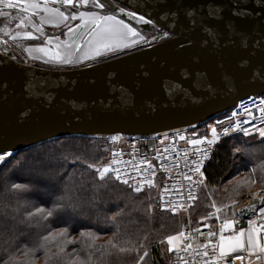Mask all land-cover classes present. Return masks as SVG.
Listing matches in <instances>:
<instances>
[{
  "label": "water",
  "instance_id": "95a60500",
  "mask_svg": "<svg viewBox=\"0 0 264 264\" xmlns=\"http://www.w3.org/2000/svg\"><path fill=\"white\" fill-rule=\"evenodd\" d=\"M104 2L140 33L116 4L173 37L73 69L21 63L0 41V156L61 137L190 130L264 93V0Z\"/></svg>",
  "mask_w": 264,
  "mask_h": 264
},
{
  "label": "trees",
  "instance_id": "16d2710c",
  "mask_svg": "<svg viewBox=\"0 0 264 264\" xmlns=\"http://www.w3.org/2000/svg\"><path fill=\"white\" fill-rule=\"evenodd\" d=\"M206 124L192 130H199ZM110 150L111 147L103 139L69 136L16 152L10 156L11 160L0 164V213H13L14 209H19L20 218H25L29 213L36 212L37 208L42 207L46 211L58 208L60 193L44 187L43 181H34L36 173L25 175V170L19 171L15 166L20 159H31L33 156L43 158L44 154L49 157L48 170L62 172L64 183L73 188L74 194L80 197H92L95 194L102 199L98 209L75 221L63 222L59 214L48 220L34 217L31 227L21 226L18 239L11 247L0 244V264H5L9 259H14L15 264H25L28 257L24 255V249L35 250L44 243L45 235L58 232L63 227H69V238L76 241L66 245L65 257L78 253L83 259L91 253L89 264H137L140 256L147 251L148 256L142 264H171L173 251H169L167 237L180 234L181 218L162 209L156 210V186L136 193L111 175L105 181H100L95 168L89 169L87 164H102ZM261 165H264V140L256 135L236 136L221 142L206 166L198 200L191 209L192 222L198 224L209 219L214 207L220 209L221 218H233L237 202L246 200L256 187L264 189V168ZM241 171L245 173L241 174ZM15 183L27 184L30 190L15 192ZM118 207L124 209V215L118 218L117 226L110 217ZM22 231L28 232V239L21 235ZM81 232L95 233L100 237L95 240V247L90 243H81ZM109 241L115 242L117 247L134 250L119 252L110 246ZM60 243L63 241L58 240L49 245L52 256L59 251ZM33 260L34 264H46L43 248L35 253ZM47 264H66V261L50 259Z\"/></svg>",
  "mask_w": 264,
  "mask_h": 264
},
{
  "label": "snow or ice",
  "instance_id": "6c2138e0",
  "mask_svg": "<svg viewBox=\"0 0 264 264\" xmlns=\"http://www.w3.org/2000/svg\"><path fill=\"white\" fill-rule=\"evenodd\" d=\"M91 3L92 7L103 10L106 7V3L104 0H43V6L39 0H0V5L5 9H13L18 8L19 11L26 14L27 23L31 24L33 31H24L22 33L12 34V39L16 40L18 38L33 40L38 39L37 36L34 35L35 32H39L43 34V25L44 24H52L59 25L60 23H67L69 20H80L81 24L76 25L75 27L69 25L68 27V35L72 40H78L80 43L75 44V51H79L81 47H87L88 52L80 57L81 60L84 59H93L94 57L101 56L104 52L108 50L119 51L120 49L129 48L132 44H135L137 41L135 39L131 40L129 43V37H140L141 33L133 27L130 23H126L124 19L118 18L116 15H107L100 14L97 11H81L78 14L73 13H65L58 7H49V4H60L64 7L79 5L80 7H87ZM19 5H23V7H19ZM115 10L121 13L123 16H127L129 21H137L144 25L153 24V21L150 18H146L144 15H139L136 11H125L124 8L119 7L118 4L115 5ZM43 12L46 15L41 16L39 19V23H36L34 20H31V17H35L37 13ZM26 20L21 19L17 24V27H25ZM154 26V25H153ZM167 35V33H165ZM58 39V38H57ZM47 43L51 44L52 39L48 38ZM60 45H55V51L53 52L51 48L40 47L37 49L39 52L45 53V55H49V60H53L60 63L71 64L72 53L70 51H65L63 54L60 51ZM66 49H72L73 43H67L65 45ZM32 49H29L31 52ZM246 112L251 115V111L249 109H245ZM262 115H264V108L261 109ZM244 123H250V121H244ZM236 130L242 131L243 136H248L251 134L250 128L241 129L240 122L236 124ZM258 133L261 138H264V128H258ZM212 139L208 140L207 143L209 145L215 144L218 139L217 129L212 128ZM225 136L228 135V130L225 129ZM182 140L184 137H180ZM205 140H192L191 143L193 145L203 144ZM164 151H167L165 149ZM237 152L240 151L239 148L236 149ZM7 156H12V153H7ZM208 153L205 151L203 159H208ZM5 160V156H0V162ZM16 168L19 171L29 170L35 171L39 173L40 179L44 182V187L49 188L54 193H60V197L58 200V208H54L52 211H46L45 208H37L36 212H31L25 218H20L19 209H14L13 213L3 212L0 213V244L11 247L15 241L18 239L20 234L21 226L31 227V221L34 217L39 216L41 220H48L56 214H59V218L63 222L75 221L80 217L87 216L89 213H92L96 209L99 208L102 199L97 195H93L92 197H80L74 194V190L70 185H66L62 179L63 173L56 170H48L47 158H37L33 157L31 159H20L16 162ZM93 164H87V168L92 169ZM149 168L152 167L151 164L148 165ZM202 163L196 164V171L201 174L203 178V173L201 172ZM261 168H264V165H261ZM95 172L98 174V178L100 181H105L106 177L110 172H115L114 178L116 181L131 187L129 184V180L122 178L119 171L113 170L108 166L103 168L96 167ZM255 171V169L253 170ZM185 179L192 180V177L186 176ZM203 182V180L201 181ZM195 183V181H193ZM145 184L151 188L154 186L153 181L151 179H146L142 182H138L137 186L134 188L136 193H140ZM83 188V185H81ZM30 189L27 184L15 183L13 185V191L15 192H28ZM189 197L191 199H196L189 192ZM261 204H264V199H261ZM215 206V205H213ZM175 207L183 208L184 205L180 204ZM217 212L220 211L219 208L216 209ZM247 211L255 212L256 208L250 207ZM260 213L264 214V207L260 208ZM124 215V209L119 208L114 211V214L110 217V220L113 224L118 226V218ZM255 221H248V230L245 231L241 229L238 234L225 238L222 234L220 236V243L218 245H212L213 252L216 249H219V256L211 261H205V264H220V261L225 260L231 253L234 252H244L247 251L249 256H257L258 254L264 255V240H262L261 234L264 233V225L254 226ZM224 227L226 229H233L234 222H226ZM81 239V243L91 244L92 247H95V240L100 237L95 233L90 232H81L79 233ZM215 233H209V236H213ZM185 236V233L181 232L178 235H172L167 237V243L169 245V251H176V241L181 240L182 237ZM58 240H62L63 243L58 245L59 251L55 256L50 254L49 245L52 243H56ZM44 243L41 244L35 250L24 249V255L28 257L25 264H34L33 257L35 253L40 250V248L44 249L46 264L50 259L55 260H64L66 264H89L91 253H89L88 257L81 258L78 253H74L71 257H65L64 253L66 251V245L71 243H76L75 239L69 238V227H63L58 230V232H50L48 235L43 237ZM130 243V242H128ZM163 243V241H161ZM109 244L112 248H117L119 252H129L134 249L120 246L117 247L116 243L113 241H109ZM191 248L192 245L189 244L187 246ZM203 247L207 249L209 244H204ZM183 251V249H181ZM205 257L208 256V252L205 251L203 253ZM148 256V252L145 251L142 256H140L137 264H142L145 257ZM259 258V257H258ZM181 260L184 259L183 256L180 257ZM236 259L243 261L245 259L244 256H237ZM5 264H15L14 259H9L5 262ZM187 264V261H185ZM226 264H231V261H226Z\"/></svg>",
  "mask_w": 264,
  "mask_h": 264
},
{
  "label": "built area",
  "instance_id": "2783aa9c",
  "mask_svg": "<svg viewBox=\"0 0 264 264\" xmlns=\"http://www.w3.org/2000/svg\"><path fill=\"white\" fill-rule=\"evenodd\" d=\"M262 108H264V93L248 94L239 98L235 106L214 117L198 132L179 129L152 136L117 134L102 137L104 143L111 147L102 168L108 166L119 171L122 178L129 180L133 191L138 182L151 179L154 186L158 188V206L181 218V232L185 233V236L181 238L176 251H173L171 264H185V261L187 264H205V261H211L219 256V249L213 252L212 245L220 243L221 234L226 239L232 237L241 229L248 228L249 220L255 221L254 226L264 225V214L259 211L264 207V204L260 202L264 199V193L261 196L252 195L241 202L231 219H224L216 214L204 222L194 224L191 218V209L198 200L206 166L213 159L219 145L229 138L243 136L242 131L236 130L237 122H240L241 129L250 128L251 134L257 132L258 128H264ZM245 109H249L251 115ZM244 121H250V123H244ZM212 128L217 129L218 139L215 144L209 145L207 141L212 139ZM225 129L228 130L227 136L224 134ZM192 140H205V142L193 145ZM165 149L167 151H164ZM205 151L209 157L206 160L203 159ZM197 163H202L203 178L195 170ZM149 164L152 165L151 168L148 167ZM244 173L245 171H241V174ZM108 175L114 177L115 172H110ZM186 176L192 177V180L185 179ZM149 189L145 184L141 192ZM190 191L196 199L189 197ZM180 204L184 207L174 208ZM250 207L256 208V211L250 212L249 217L245 218L243 210ZM229 220L234 222L231 230L224 227ZM244 221H246V227L239 228L238 225ZM209 233H215V235L210 237ZM261 236L264 240V233ZM189 244L192 245L191 248L187 247ZM204 244H209V247L205 249ZM205 251L208 252L207 257L203 255ZM181 256L184 257L183 260L180 259ZM237 256H244L245 259L241 261L236 259ZM226 261H231V264H264V255L249 256L246 252L230 254L225 260L220 261V264H226Z\"/></svg>",
  "mask_w": 264,
  "mask_h": 264
},
{
  "label": "rangeland",
  "instance_id": "374dc122",
  "mask_svg": "<svg viewBox=\"0 0 264 264\" xmlns=\"http://www.w3.org/2000/svg\"><path fill=\"white\" fill-rule=\"evenodd\" d=\"M40 3H41V6H43V2H40ZM48 6L49 7H58L60 9L62 8V11H64L65 13H73V14H78L81 11L88 12V11H92V10L96 9V8L92 7L91 3L87 7H84L82 9L80 7H78V6L64 7L63 5H60V4H55V5L49 4ZM19 7H23V6L19 5ZM0 9L3 11L5 8H3L2 5H0ZM6 10H11V9H6ZM12 10H14L13 13H17V14L21 13V11H19L18 8H13ZM96 10L99 11L100 14H104V12H106V13H109L110 15H112L110 13V12H112V10L110 8H108L107 6L103 9L104 12H102V10H98V9H96ZM43 14L46 15L45 13H43ZM38 18H40V17H38ZM25 20H26V18H25ZM19 21H20V19H19ZM18 23L19 22H17L15 25H12V26H4L3 25L2 27H0V29H2L0 31V33H3V35H1V34L0 35L3 36V38L6 37L8 39H10V38L12 39V34L22 33L24 31H28L26 29V26H27V24H30V23H27V20H26L25 27H22V28L21 27H17ZM81 23H82V21H80V20H75V21L69 20L67 23L60 24V25H50V24L46 23V24L43 25V34L34 31V35L37 36L38 39H33V40H28V39H23V38H18L16 40L12 39V41H13L12 43L13 44H11V43L10 44L14 48V50H16L17 54L20 55L19 60H21L22 62H24L26 64H33L34 63V64H39V65H43V66H47V67H51V68L73 69V68L84 67V66H87V65H90V64H95V63H100V62H103V61H107L109 59L117 57L120 54H123V53H126V52H132V51L141 49V48L146 47V46H150L152 44H155V43H158L160 41L167 40V39H170V38L173 37V35L171 33L167 32V31H165L163 29H160L159 27L155 26L154 24H152V25L151 24L143 25L145 33H141L140 37H129V43L133 39H135L137 42L135 44H132L131 47H129L130 49L126 48V50L128 49L127 51H122L120 54H118L119 53L118 51L108 50V51L104 52L101 56L94 57L93 59L81 60L80 57L84 56L88 52L87 47H81L79 51H75V44L76 43H80V41L72 40L69 37V35L67 34L69 25L75 27L76 25L81 24ZM63 28H64V31L60 35L59 34H55L54 33L55 31H53V30H58V29L62 30ZM29 31H33V29H31ZM165 33H167V35H165ZM64 35H65V39H61V38L64 37ZM48 38L52 39V43L51 44L47 43V39ZM55 40H57L55 42L56 45L59 44L61 46L60 47V51H61L62 54L65 51H70L72 53L73 62L71 64L60 63V62H56V61H53V60H49V55H51V53L49 55H45V53L39 52L37 50L40 47H47V48H51L52 51L54 52L56 50L55 49V43H54ZM70 42L73 43V48L72 49H66L65 45L67 43H70ZM29 49H32V51L29 52ZM120 50H124V48H122ZM190 130H192V129H190ZM195 132H198V129L195 130ZM196 134H200V133H196ZM61 138H66V137H61ZM61 138H58V139H61ZM94 138L102 139V137H94ZM53 140H55V139H53ZM49 141H51V140H49ZM35 146H37V145H35ZM35 146H32V147H30L28 149H24V150L32 149ZM49 153H51V151H49ZM44 155L45 156H43V158H47V160H49V157L46 156L47 154H44ZM40 156L41 155H39L38 157H40ZM9 157L10 156L5 157V160L3 162H1L0 164H3L5 161H7L9 159L10 160L12 159V157H10V158ZM33 157H37V156H33ZM102 164L94 166V168H96V167L102 168ZM28 173H33V174L36 173V174H34L33 180L36 181V182H38V180L42 181L40 179L39 173L34 172V171L25 170L24 174L26 175ZM260 190L261 189L259 187L258 188L257 187L254 188V190H252L250 192V194L247 197V199H249V197L252 196V195L253 196H256V195L261 196L264 192L260 191ZM50 191H52V190H50ZM241 202H243V201H241ZM240 203L237 202L238 205ZM217 208L218 207H214V210L210 214L209 217L215 216V214H217V211H216ZM21 235L24 238H26V239L29 238V235H28L27 231L26 232L22 231ZM163 251H164V249H163Z\"/></svg>",
  "mask_w": 264,
  "mask_h": 264
},
{
  "label": "flooded vegetation",
  "instance_id": "af4514ba",
  "mask_svg": "<svg viewBox=\"0 0 264 264\" xmlns=\"http://www.w3.org/2000/svg\"><path fill=\"white\" fill-rule=\"evenodd\" d=\"M40 1V0H39ZM23 6V5H21ZM123 7V6H122ZM125 8V7H123ZM126 9V8H125ZM14 10H6L4 9L3 11L0 9V27H2L3 25L4 26H12V25H15L17 22H19V19H25L27 20V17L25 15V13L21 12L19 14L17 13H13ZM94 11H97V10H94ZM98 12V11H97ZM40 15V14H39ZM39 15H36L35 17H31V20H34L36 23H39V19L38 17H40ZM64 27V26H63ZM62 28V27H61ZM26 29L29 31L32 29L31 27V24H27L26 26ZM2 29H0L1 31ZM55 31L54 33L55 34H61L63 31H64V28L62 30L58 29V30H53ZM1 35H3V33H0ZM0 35V41H3L6 45H7V48L13 53V55L15 56V58L21 62V63H24L22 62L21 60H19L20 58V55L17 54L16 50H14V48L11 46V44H13L12 42V39H8V38H3V36ZM58 35V36H59ZM57 36V35H56ZM61 39H65V35L63 38ZM43 42V41H42ZM11 43V44H10ZM26 64V63H24ZM28 65H33V66H37V67H42V68H50V69H59V68H51V67H47V66H43V65H39V64H28Z\"/></svg>",
  "mask_w": 264,
  "mask_h": 264
},
{
  "label": "crops",
  "instance_id": "0c3cea01",
  "mask_svg": "<svg viewBox=\"0 0 264 264\" xmlns=\"http://www.w3.org/2000/svg\"><path fill=\"white\" fill-rule=\"evenodd\" d=\"M39 2H43V0H40ZM61 10H62V8H61ZM39 14H40V15H39ZM37 15H39L40 17H41V16H45L42 12L37 13ZM60 24H64V23H60ZM60 24H59V25H60ZM50 25H52V24H50ZM56 41H57V40H55L54 43H55ZM55 45H56V43H55ZM251 135H252V134H251ZM253 135H256L260 140H264V138H261V137L259 136L258 131L255 132V133H253ZM260 191H263V192H264V189H261ZM215 215H216V214H215ZM217 215H219V212H217ZM228 222H231V221L229 220ZM243 230L247 231L248 228H245V229H243ZM179 243H180V240L175 242V244H176V248L178 247ZM244 252L248 253L247 251H244ZM235 253H240V252H234V253H231V254H235Z\"/></svg>",
  "mask_w": 264,
  "mask_h": 264
},
{
  "label": "bare ground",
  "instance_id": "6f19581e",
  "mask_svg": "<svg viewBox=\"0 0 264 264\" xmlns=\"http://www.w3.org/2000/svg\"><path fill=\"white\" fill-rule=\"evenodd\" d=\"M184 46H186V47H188V46H191L190 45V43H187L186 45H184ZM130 49V48H129ZM128 50V49H127ZM126 49H124V50H120V51H118L119 53L118 54H120L122 51H127ZM117 53V52H116ZM128 52H126V53H123V54H120V55H118L117 57H119V56H121V55H124V54H127ZM7 153H4V154H2L1 156H5V157H8L7 155H6Z\"/></svg>",
  "mask_w": 264,
  "mask_h": 264
}]
</instances>
